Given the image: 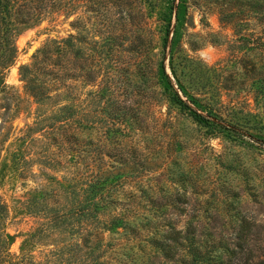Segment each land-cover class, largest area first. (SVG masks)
Segmentation results:
<instances>
[{
    "label": "rangeland",
    "instance_id": "obj_1",
    "mask_svg": "<svg viewBox=\"0 0 264 264\" xmlns=\"http://www.w3.org/2000/svg\"><path fill=\"white\" fill-rule=\"evenodd\" d=\"M74 5L75 14L69 18L51 15L22 30L14 41L15 60L5 71L6 87L0 92V198L9 207L6 230L14 235L9 251L17 253L22 234L41 221L25 203L41 188H56L57 181L70 174L68 168L41 166L44 147L54 150V143L41 129V103L24 89L18 67L29 63L44 41L76 32L87 39L111 34L122 42L107 56L102 77L97 73L92 86H83L81 71L76 70L72 96L76 103L91 105L93 94L84 93L96 89L99 81V87L111 90L110 106L118 103L128 116L131 128L114 142H105L108 163L125 174L124 194L140 204L153 199L162 205L155 209V220H169L177 228L189 225L196 236L219 244L230 245L244 221L249 263L264 264V0H188V18L177 46L178 77L214 108L221 122L233 125L234 132L197 121L169 102L155 84L154 63L162 55L155 0H75ZM72 19L76 31L68 25ZM99 22L108 31L99 30ZM135 36L142 47L131 50L127 42ZM37 77L41 79V73ZM96 136H91L92 147L100 146ZM12 153L18 159L15 171L9 169ZM137 211L147 213L145 208ZM136 229L138 233L123 235L118 229L104 235L110 244L105 261L141 264L158 253L149 238L161 239L164 226ZM43 243L35 240L34 255ZM222 251L218 247L213 253Z\"/></svg>",
    "mask_w": 264,
    "mask_h": 264
},
{
    "label": "trees",
    "instance_id": "obj_2",
    "mask_svg": "<svg viewBox=\"0 0 264 264\" xmlns=\"http://www.w3.org/2000/svg\"><path fill=\"white\" fill-rule=\"evenodd\" d=\"M74 1L0 0V92L6 87L5 71L16 57V36L48 16L61 15L64 19L73 16L76 10ZM155 3L162 52L154 63L152 78L155 84L169 102L190 113L197 121L204 120L234 132L233 125L221 122L214 108L202 102L203 98L194 96L177 75V46L188 18V0H155ZM90 11L100 13L99 8ZM68 25L76 31L74 19ZM98 26L99 30L108 31L104 23L99 22ZM110 28L113 25H109ZM141 42L135 36V40H129L127 45L131 50H138L142 47ZM121 43L119 37L111 34L87 39L69 32L64 37L44 41L31 55L30 62L18 67L24 89L35 102L41 103V129L54 143L51 146L54 150H50V146L44 147L41 166L50 170L54 166L68 168L70 174L62 176L56 188H41L28 200L29 203H25L30 204L32 213L39 215L41 221L31 231L22 234L17 253L9 251L14 235L6 230L9 207L0 198V264H127L105 261L104 255L110 244L104 235L113 234L118 229L123 235L138 233L136 227L146 225H162L164 229L161 239L149 238L158 253L147 257L141 264H250L251 247L249 232L245 231L246 222L243 221L235 231L230 245L219 244L218 240L209 241L196 236L189 225L177 228L169 220H155V209L162 205L153 199L140 204L121 189L125 174L118 171L120 169L115 168V164L108 163L106 158L110 155L105 142H114L124 129L131 128L128 116L120 112L118 103L110 106L111 90L108 86L99 87V81L96 89L84 93L93 94L91 105L87 101L76 103L72 96L76 70L81 71L82 85L92 86L97 73L102 77L107 56ZM165 55L167 60L164 63ZM39 73L41 79L37 77ZM93 134L97 135L100 146H91ZM251 137L257 140V137ZM54 153L59 158H54ZM119 159L117 157L116 161ZM9 161V169L15 171L18 159L14 153ZM114 169L117 171L113 172ZM137 207L145 208L147 213L137 211ZM38 238L44 243L36 256L32 247ZM218 247L223 249L222 253H213Z\"/></svg>",
    "mask_w": 264,
    "mask_h": 264
}]
</instances>
